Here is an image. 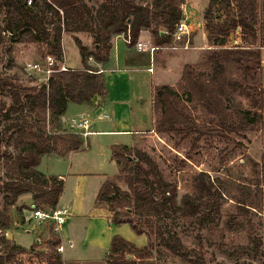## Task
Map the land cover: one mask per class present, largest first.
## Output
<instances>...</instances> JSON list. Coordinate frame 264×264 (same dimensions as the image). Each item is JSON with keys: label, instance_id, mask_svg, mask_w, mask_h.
I'll use <instances>...</instances> for the list:
<instances>
[{"label": "trees", "instance_id": "obj_1", "mask_svg": "<svg viewBox=\"0 0 264 264\" xmlns=\"http://www.w3.org/2000/svg\"><path fill=\"white\" fill-rule=\"evenodd\" d=\"M185 3L186 0H99V3L90 5L85 0H0V10L5 17L4 25H0V43L6 35L17 43H42L47 49L44 55H52L58 61L64 58V34L87 33L92 38L93 47L91 50L75 38L83 68L56 72L42 85H24L0 76V93L7 94L12 100L11 108L4 115L7 123L0 130V159L3 156L8 158L7 177L0 182V197L3 196L0 230L10 228L11 208L22 195L31 194L34 203L45 210L58 205L65 187L64 180L56 176L47 177L38 167L44 156L61 157L84 147V138L64 130L61 118L66 114L69 103L96 105L94 98L100 99L107 94L104 74L89 64L90 59L96 64L108 63L113 39L119 35L130 41L129 47L137 45L143 32L150 34L156 47L171 44L173 34L183 19ZM217 6L219 10H230L235 6L238 13L216 21L214 9ZM55 14L59 17L53 16ZM204 18L208 38L219 49L212 53L210 75L198 74L189 65L185 67L182 78L185 95L188 102L206 106L217 117L221 129L238 132L237 125L231 122L224 97L228 88L241 93L251 89L229 80L231 63L246 60L261 67L264 21H260L259 0H209ZM238 29L249 34L255 43L259 41L257 50L227 47V39ZM251 69L246 67L247 72ZM260 94L261 104H264V89ZM181 100V95L173 87L154 88L155 132L183 133L186 137L197 134L194 141L199 142L210 132L180 109ZM11 111H21L26 116L10 117ZM244 117L250 123L261 124L264 129V120L257 114L247 112ZM49 122L52 130L48 127ZM10 146L16 153L9 151ZM112 158L119 173L102 185L96 204L107 205L113 224H128L137 235H146L149 244L138 248L123 237L115 236L107 256L109 264H139L149 260L155 246L154 236L162 247L190 264H207L204 254L186 248L176 233L155 227L158 221L173 216L192 219L201 226L217 216L221 194L214 188L208 174H197L195 196L185 195L182 205H179L177 186L164 180L158 164L148 153L116 145L112 148ZM122 183L126 190L121 187ZM238 203L247 212L246 200L242 198ZM1 241L7 244L8 261L16 254L29 252L20 245L11 244L6 238ZM60 244V239H54L50 243L52 251L38 255L45 258L44 264H65L57 251ZM35 248H38L37 243L31 250L35 251ZM190 256H195V261Z\"/></svg>", "mask_w": 264, "mask_h": 264}, {"label": "rangeland", "instance_id": "obj_2", "mask_svg": "<svg viewBox=\"0 0 264 264\" xmlns=\"http://www.w3.org/2000/svg\"><path fill=\"white\" fill-rule=\"evenodd\" d=\"M85 1L90 5L99 3V0ZM205 2L206 0L200 3L201 8L205 6ZM195 3H189V6L196 10L192 11L189 19L193 31L190 32L188 38L189 48L160 51L161 56L158 58L162 61L164 68L161 71L162 85L160 86L173 87L182 97L180 109L195 118L198 124L210 133L205 134L199 142L194 141L197 134L190 137L176 132L141 134L138 136L139 140L134 149L148 153L158 164L164 180L177 186L179 205H182L185 195L195 196V177L200 172L208 174L214 188L219 189L221 194L219 214L208 219L203 226L192 219L173 216L160 221L155 219L158 221L156 229L160 227L162 230H171L176 233L186 248L201 251L207 264H264V129L261 124L250 123L244 117L247 112H250L264 120V104H261L260 96L261 90L264 89V67L262 64L260 67L246 60L230 65L229 80L243 88L251 87L250 90L248 88L242 93L239 90L228 88L224 97V103L232 117L231 122L237 125L238 132L221 129L217 117L210 113L206 106L197 102H188L182 80L185 67L189 65L198 74L210 75L209 64L212 53L219 49L209 40L206 28L207 37L203 42V36L201 37L199 33V25L200 23L206 25L204 17L207 8L202 13ZM186 5L187 2L183 11ZM259 10L264 16V0H259ZM237 13L235 6L230 10H219L218 6L214 9L216 21H223L226 15L235 16ZM53 16L59 17L56 14ZM4 20V12L0 10V25H4ZM63 38L65 39L63 42L64 56L65 51L67 54L66 64L69 68L81 67L82 57L75 38H79L84 45L93 50L92 38L87 33L64 34ZM150 41L153 43L152 40ZM236 41L238 44H234ZM255 44L249 34L242 32L237 34V31L227 39V47L230 49L250 47L248 49L257 50L258 46L255 47ZM250 45H254V48ZM46 51V46L42 43H17L13 37L6 35L0 43V76L24 85L46 83L42 72L31 70V66L35 63H43ZM247 66L252 68L248 72ZM11 106V98L7 94L0 93V116L2 115L0 130L7 123L4 115L8 113ZM79 109L71 106L68 112L77 115ZM86 112L93 122L91 130L101 129L97 128L94 122L99 114L92 108L86 109ZM9 115L15 117L25 114L21 111H11ZM154 119L156 120L155 115ZM105 121L100 124L106 125ZM48 127L52 130L50 122ZM68 131L72 132L70 128ZM83 140L85 148L76 153L73 163L71 157L45 156L40 164L41 171L61 174L67 179L65 193L61 200L62 206L71 210L74 201L78 200L83 204L82 209L77 213L80 214L78 215L80 232L84 231L93 214L100 184L106 176L118 174L119 168L116 163L112 162V149L109 150V146L112 145L113 148L121 144L120 141L115 143L110 136L105 134L90 135L88 139ZM8 149L11 153H16L12 146ZM7 159L6 156L0 159V182L7 177ZM121 187L126 190L123 183ZM242 198L248 205L246 206L247 212L239 206L238 202ZM0 203L2 209L3 196L0 197ZM33 203L30 194L22 195L17 202L19 207H28L26 210ZM105 207L108 208L107 205ZM21 209L11 208L10 230L14 234L16 243L28 248L29 252L22 255L16 254L8 261L7 244L1 241L5 238L4 230H0V259H3V261L0 260V264H44L45 258L38 255L50 253L52 247L48 241L60 239V237L51 230L48 224L40 226L36 219L27 223L24 211L22 215L20 214ZM72 221H75L73 217L67 218L65 229H70ZM132 233L135 237H141ZM61 234L63 235V229ZM38 236L42 241L38 248L32 251V247L38 241ZM139 239L141 238L137 240ZM152 240L155 245L152 257L149 260L140 261L139 264H190L184 258L173 255L162 247L157 236H154ZM134 245L139 247L135 243ZM66 247L65 256L68 262L93 260L94 263L97 262L96 264H109L107 260H103L105 253L95 255L91 249L86 248V245L78 243L75 248L68 245ZM190 257L195 261V256Z\"/></svg>", "mask_w": 264, "mask_h": 264}, {"label": "crops", "instance_id": "obj_3", "mask_svg": "<svg viewBox=\"0 0 264 264\" xmlns=\"http://www.w3.org/2000/svg\"><path fill=\"white\" fill-rule=\"evenodd\" d=\"M204 1L205 0L203 1L201 0L200 2L198 0H186L187 5L185 6V11L183 12V19L181 22L183 23L186 22V26L189 33L193 32L191 29L192 27L189 19L191 18V15L193 13L192 11H196L195 9H192L189 6V3L196 2L195 4L203 13L204 10L209 5V0H206L205 6H202L201 8L200 3ZM259 16H260V21L263 22L264 16L262 15L261 10H259ZM199 27H200L199 33L201 37L203 36L202 40L204 42V39H206L207 37L205 31V24L200 23ZM255 29L259 30V27H255ZM237 34H239V32H237ZM64 38H63V42L65 40ZM150 40H151L150 34L148 32H143L139 39V42L148 43L151 42ZM237 42L238 41H236L234 44H238ZM258 43L259 41L256 42L255 47L256 46L259 47ZM250 46H253L254 48V45H250ZM261 53H262V66L264 67V49H262ZM158 56H161L160 51H156L154 54L151 55L148 51H140L137 48V46L129 47L124 35H119L115 37L113 39V48L110 52V59L108 63L101 65V64H96L92 59H90V61L92 60V62L89 61L90 65L94 67H98V69H100V71L104 74L105 84L107 87V94L103 98L98 99L96 105H91V104L78 105L74 103H69L66 114L61 118L63 129L68 131L69 126L65 124V121H67L68 119L87 118L90 121L91 136L105 134L106 136H110V138H112L115 141V143H118V141H120L121 144L119 145H125L133 149L136 148V145L139 140L138 137L139 135L155 132L153 90L156 86L162 85V82L160 81L162 77L161 71L164 70L163 63L162 61H159ZM64 57L66 63L67 61L66 51ZM66 66L68 67L67 64ZM82 68H83V64L81 65V67L69 68V69H82ZM71 106L80 108L77 112V115H75L74 113L69 114L68 111L70 110ZM90 108L94 109L97 114L98 111L101 109V113H99V116L94 121L96 127L101 128L99 130H95V131L91 130L93 122L91 121V118L87 115L88 113L86 112V109H90ZM102 121H105L106 125L100 124V122ZM84 148L85 146L81 150L71 152L64 157L66 158L71 157L73 163L74 161L73 157L76 155L77 152L84 150ZM110 149H112V145L109 146V150ZM47 156L59 157L57 155H47ZM111 159L112 162L116 163L113 160V158ZM38 170L41 171L40 166L38 167ZM41 172L45 174L47 177L56 176L63 179L65 182L64 190L66 189L67 179L64 178L63 175L61 174L56 175L53 172H43V171ZM113 177L114 176H106L105 180L102 182V184H100V189L107 180H110ZM82 207L83 204L81 203V201L80 202L78 200L74 201L71 205L70 214L72 211V215L70 216L73 217L75 221H72L69 230L65 229L66 224L63 226L62 228L63 235L61 233L60 234L56 233V235H58V237H60L61 240V244L59 246L62 245L64 248L63 252L60 255L62 256V259L65 264H96L97 263V262L94 263L93 260H86V261L75 260L76 263H72L70 261L68 262L65 256L67 245L70 246L71 248L72 247L75 248V245L79 243L80 245H86V248L91 249V251L95 255L97 254L100 255L101 253L102 254L105 253L106 256L103 259L105 261L107 260V256L110 252L111 241L115 236H121L130 243L132 244L135 243L137 246H139L138 248H143L149 244V239L146 235H140L141 237H135V235H133L132 233L134 231L131 232L130 230L131 227L128 224H121V225L113 224L111 221L112 214L109 211V209L106 208L105 205H97L96 201H95V208L93 210V214L92 216H90L86 228L84 229V231L80 232V229L78 227L79 225L78 221L80 220V217L78 215L80 214L77 213L82 209ZM13 208H20V209L22 208L21 209L22 212H20V214L22 215L24 211L25 213L24 217L26 218L27 223L33 221V219H31L32 214L29 213L28 210H26L28 207H19L18 204H16ZM10 229L11 228L4 230L3 236H5V238L8 241L17 244L15 241L14 234ZM44 238H49V237H44ZM138 238L141 239L137 240ZM41 241H42L41 238H39L38 236L37 244L39 245ZM50 243L51 241H48L49 245Z\"/></svg>", "mask_w": 264, "mask_h": 264}, {"label": "built area", "instance_id": "obj_4", "mask_svg": "<svg viewBox=\"0 0 264 264\" xmlns=\"http://www.w3.org/2000/svg\"><path fill=\"white\" fill-rule=\"evenodd\" d=\"M31 3V2H29ZM46 12V11H45ZM241 30L238 29L237 32ZM190 33L187 29L185 23L181 22L176 28L173 34V42L162 47H156L151 42H138L137 48L140 51H148L151 55L156 51H175L178 49L189 48V38ZM129 43V40H126ZM31 70L42 72L45 76L46 82L51 78V76L56 72H67L69 68L66 66L65 57L62 61H58L54 56L47 55L43 59V63H35L31 66ZM152 71V69H151ZM65 124L69 126L73 133L80 135L81 137L88 138L91 135L90 132V121L87 118H71L65 121ZM65 193H62L58 205L53 209H43L38 204L33 203L28 209L32 214L31 219H36L40 226L50 225L54 233L60 234L63 226L66 224L67 218L70 217V208L61 205V199ZM64 250L63 246H59L57 251L62 253Z\"/></svg>", "mask_w": 264, "mask_h": 264}, {"label": "water", "instance_id": "obj_5", "mask_svg": "<svg viewBox=\"0 0 264 264\" xmlns=\"http://www.w3.org/2000/svg\"><path fill=\"white\" fill-rule=\"evenodd\" d=\"M162 35H164V33H162ZM94 101L97 102V101H98V98L95 97V98H94ZM99 113H101V109L98 111V114H99ZM130 159L132 160V158H130Z\"/></svg>", "mask_w": 264, "mask_h": 264}]
</instances>
